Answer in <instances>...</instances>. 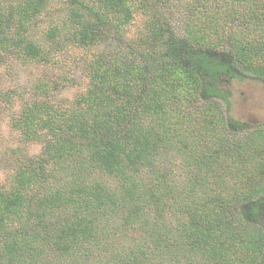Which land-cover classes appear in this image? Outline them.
<instances>
[{
    "label": "trees",
    "instance_id": "trees-1",
    "mask_svg": "<svg viewBox=\"0 0 264 264\" xmlns=\"http://www.w3.org/2000/svg\"><path fill=\"white\" fill-rule=\"evenodd\" d=\"M55 1L0 0V61L39 64L26 74L32 80L44 72L36 83L45 98L71 80L67 72L66 83L50 77L46 66L65 59L69 47L98 50L82 62L87 88L68 105L61 95L58 103L40 98L17 119L19 137L37 147L20 153L11 184L0 185V264H264V234L238 216L246 211L240 203L260 191L262 151L258 140L247 145L244 161L223 145L228 128L240 123L230 118L222 85L264 80L262 49L247 43L256 30L264 45V0H191L182 31L160 9L142 44L118 37L110 51L99 42L131 19L132 3L149 18L144 0H60L68 29L54 23L34 37ZM225 46L227 58L220 55ZM144 113L146 124L137 119ZM179 134L184 145L203 139L212 146L190 148L196 154L188 173L171 189L154 162ZM235 159L245 164L242 173ZM95 168L114 175L113 185L99 183ZM258 202L247 209L252 220Z\"/></svg>",
    "mask_w": 264,
    "mask_h": 264
},
{
    "label": "rangeland",
    "instance_id": "rangeland-1",
    "mask_svg": "<svg viewBox=\"0 0 264 264\" xmlns=\"http://www.w3.org/2000/svg\"><path fill=\"white\" fill-rule=\"evenodd\" d=\"M144 1L148 5V14L150 19L139 10H136L138 5L132 3L134 10L131 12V19L122 24L120 28L115 26L113 21L108 22V26L110 28L114 29L115 26L119 30H116L112 35L107 37L105 41L102 40L99 42L102 44L101 49L105 47V49L110 51L112 46L120 44L121 38L117 39L118 37H124L123 39L130 43L137 42L138 44H142L145 37L149 34V29H154L158 25L157 13L160 9L162 13L166 11V13L168 12L171 14L172 24L174 26H178L181 31L183 30L185 21L191 15L190 12L187 13L188 11L186 12L184 9L189 5L191 0H167L169 3L167 6L162 3V0ZM135 2L139 4V0ZM113 8L112 3L108 9V13L111 14L113 12ZM49 9L52 13H50L48 17H45L44 20L40 21L39 24L31 30L34 37L40 35V30H45L49 25L54 23H62L64 25L62 26V32L68 29L70 20L67 17L68 12L62 5L61 1L56 0L55 3H51V7ZM84 11L86 12V10ZM250 32L251 41H247V43L251 45V48L253 46L261 47V54L264 55L263 42H258V38L261 37V35L259 36V33L256 30H251ZM96 49V47H93L80 50L69 47L65 50V59H62L56 65L51 64L50 67L46 66L43 71L48 73L50 77L55 78L56 76L66 83L67 72L69 73L71 79L66 83L69 84V86L64 87L60 94L58 91L46 98L37 88L36 83L38 77L43 76L44 72H39V76H36L33 73L32 75L35 78L32 80H30L29 76L26 74L29 69L35 73L40 71L39 64H25L13 56H9L8 59L0 61V185L9 186L11 184V179L7 175L11 174L18 160L23 157L20 153H34L33 148L37 147L36 144H33L30 141H23L21 135L19 137V130L16 126L17 119L23 108L25 106L29 107L30 105H33L35 102H38L40 98L43 101H46L49 97H51L52 102L58 103V100L62 101L60 99L61 97L58 95H61L66 101H62V103H66L65 105H68L67 103L70 102L69 100H71V98L73 99L76 93H79L84 88H87V86H84L85 79L81 76L82 62L85 58L88 59L92 54L98 52ZM228 51L229 46H225L224 48H221L220 55L226 56L229 54ZM227 57L228 56L225 58ZM250 78L251 79L244 82H237L236 79H231L230 81L227 80V82L222 84L230 91V101L232 105L230 109V118L240 123V126H236V128H228L226 138L227 142L223 145L229 149L233 148L232 157H243V160L245 161L246 157L250 155L248 149L251 148V146L247 148V145H251L253 142L258 140V149L262 152L257 154L256 157H259L262 161H264V80L253 79L252 77ZM42 82L49 85L51 84V81ZM46 95H48V93ZM57 96L58 98H55ZM197 108L198 104L195 103L192 107V111ZM146 115L145 113L141 114L137 117V119L142 124H146L150 119L149 116ZM171 120H174V118ZM254 130H258L261 135L252 137L251 134H253ZM183 134L185 135V132ZM170 139V147L164 145L161 148H158L159 155L155 157L156 160L154 162V166H156L158 170L163 171V176H161L163 185L173 189L171 186H176L178 183L180 184L182 179H184L188 173L187 166L190 164L189 157H193V153H195L192 152L188 155L189 151L193 150L190 148H194V151L196 152L206 151L211 148L212 143L209 142L210 140L205 142L201 139L198 141L196 146L192 147L191 144L187 145L186 143V145H184L180 141V134L176 137H170ZM175 147H181V151H177ZM235 160H237V162H235L234 165L238 166L239 172L242 173L244 171L245 164L241 160ZM145 168L146 167L140 168V173L144 179L150 177L145 171ZM251 168L260 171L256 165H251ZM92 170H94V168ZM146 170L148 171L147 168ZM95 171L97 172H92L91 175L97 177V179L99 178L97 180L99 183H110L113 185L114 175L102 174L104 171L98 170L97 168H95ZM249 174H252V172L247 171L245 173L246 176ZM91 178L88 177V180H91ZM64 180L65 177L61 181L62 184L65 183ZM258 181L260 182V188H258L260 191L251 198V201H244V203H240V207L244 208L246 211L238 213V216L244 223L248 225L252 223L259 227L261 232L264 234V178L259 179ZM254 200L259 201L258 205L260 206L261 212L258 215L259 219L255 218L252 220V217L249 216L247 209ZM254 221H257L258 225ZM262 253H264V250H262Z\"/></svg>",
    "mask_w": 264,
    "mask_h": 264
}]
</instances>
